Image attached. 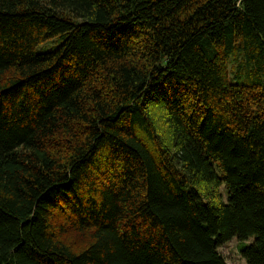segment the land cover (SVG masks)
<instances>
[{"label":"trees","instance_id":"1","mask_svg":"<svg viewBox=\"0 0 264 264\" xmlns=\"http://www.w3.org/2000/svg\"><path fill=\"white\" fill-rule=\"evenodd\" d=\"M233 238L264 264V0H0V264Z\"/></svg>","mask_w":264,"mask_h":264},{"label":"rangeland","instance_id":"2","mask_svg":"<svg viewBox=\"0 0 264 264\" xmlns=\"http://www.w3.org/2000/svg\"><path fill=\"white\" fill-rule=\"evenodd\" d=\"M56 45L49 43L46 46L45 45H41V48H49V47H54ZM243 57H239V59H242ZM238 60L236 59H231L230 61V75H232L234 72H238ZM241 69V67H240ZM73 237V236H71ZM85 242V240L82 237H77V243H83ZM239 243L241 244L242 242H240L238 239L233 238L231 241L227 242L223 248H221V251L223 253V255L226 258V261L228 264H247L246 259L242 256L241 252L238 250V245Z\"/></svg>","mask_w":264,"mask_h":264}]
</instances>
